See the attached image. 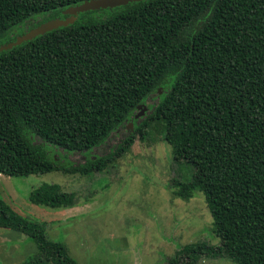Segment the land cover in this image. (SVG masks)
Instances as JSON below:
<instances>
[{"label":"trees","instance_id":"obj_1","mask_svg":"<svg viewBox=\"0 0 264 264\" xmlns=\"http://www.w3.org/2000/svg\"><path fill=\"white\" fill-rule=\"evenodd\" d=\"M85 1L0 0V45L32 16L63 19L62 10ZM112 9L0 51V175L100 172L157 123L173 163L191 169L174 180V196L200 192L220 241L185 245L167 264L210 255L264 264V0H142ZM139 105L147 109L136 118ZM120 129L115 148L90 156ZM46 145L86 159L64 164ZM28 199L55 209L71 206L74 194L44 183ZM0 229L35 244L23 264H76L42 223L1 199Z\"/></svg>","mask_w":264,"mask_h":264},{"label":"rangeland","instance_id":"obj_2","mask_svg":"<svg viewBox=\"0 0 264 264\" xmlns=\"http://www.w3.org/2000/svg\"><path fill=\"white\" fill-rule=\"evenodd\" d=\"M115 11L86 12L78 19H104ZM58 14L34 15L16 26L11 37L22 36ZM155 102L153 94L145 106ZM124 134V129L112 133L90 156L108 154ZM44 149L64 164L86 159L81 153L65 154L50 145ZM190 173L189 166L173 163L171 147L163 140L160 126L151 123L144 139L137 136L129 151L103 171L87 175L59 171L18 177L0 175V199L22 217L42 223L47 238L63 243L76 264H167L185 245H220L211 230L212 218L204 196L193 192L185 201L173 194L174 180L185 181ZM44 183L57 184L62 191L73 193V204L55 209L32 204L29 193ZM36 253L31 239L0 229V264H23ZM196 264L235 263L210 255L201 256Z\"/></svg>","mask_w":264,"mask_h":264},{"label":"water","instance_id":"obj_3","mask_svg":"<svg viewBox=\"0 0 264 264\" xmlns=\"http://www.w3.org/2000/svg\"><path fill=\"white\" fill-rule=\"evenodd\" d=\"M139 1H142V0H89V1H85L81 3L80 5L72 6V7L65 9L62 13L65 16V18L63 19L54 18L52 20L44 22L40 24L39 26L29 30L24 35L15 38L13 42L0 45V51L10 49L13 46L19 45L24 41L31 40L32 38L38 35H42L45 32L51 31L58 27H65L69 24H72L76 20L78 14L80 13H84L87 11H95V10H100V9H112L115 7L125 6L131 2H139ZM137 109H139V112L136 114L135 116L136 118L144 114L146 107L145 106L142 107L141 105H139ZM131 126L132 124L129 123L128 127H131Z\"/></svg>","mask_w":264,"mask_h":264},{"label":"flooded vegetation","instance_id":"obj_4","mask_svg":"<svg viewBox=\"0 0 264 264\" xmlns=\"http://www.w3.org/2000/svg\"><path fill=\"white\" fill-rule=\"evenodd\" d=\"M65 18V17H64Z\"/></svg>","mask_w":264,"mask_h":264}]
</instances>
